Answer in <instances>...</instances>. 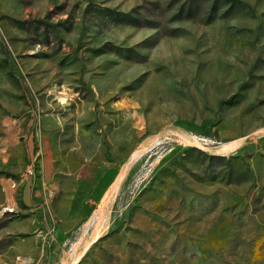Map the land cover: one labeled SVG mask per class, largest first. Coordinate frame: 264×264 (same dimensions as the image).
<instances>
[{"label": "rangeland", "instance_id": "1", "mask_svg": "<svg viewBox=\"0 0 264 264\" xmlns=\"http://www.w3.org/2000/svg\"><path fill=\"white\" fill-rule=\"evenodd\" d=\"M0 264H264V0H0Z\"/></svg>", "mask_w": 264, "mask_h": 264}]
</instances>
